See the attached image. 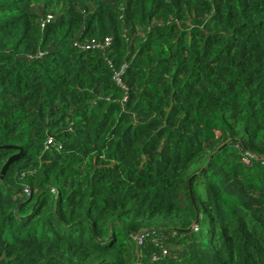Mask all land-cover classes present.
I'll return each mask as SVG.
<instances>
[{"label":"trees","instance_id":"obj_1","mask_svg":"<svg viewBox=\"0 0 264 264\" xmlns=\"http://www.w3.org/2000/svg\"><path fill=\"white\" fill-rule=\"evenodd\" d=\"M0 264H264V0H0Z\"/></svg>","mask_w":264,"mask_h":264},{"label":"water","instance_id":"obj_2","mask_svg":"<svg viewBox=\"0 0 264 264\" xmlns=\"http://www.w3.org/2000/svg\"><path fill=\"white\" fill-rule=\"evenodd\" d=\"M2 147H8V145L6 146H2ZM16 147V146H15ZM20 148V147H19ZM21 149V148H20ZM19 154H15L9 157V159L7 160V163L5 164L2 173L5 171V168L7 167V165L9 164L10 161H12L13 159H15Z\"/></svg>","mask_w":264,"mask_h":264},{"label":"built area","instance_id":"obj_3","mask_svg":"<svg viewBox=\"0 0 264 264\" xmlns=\"http://www.w3.org/2000/svg\"><path fill=\"white\" fill-rule=\"evenodd\" d=\"M106 43H107V44L110 43V39H109V38L106 39ZM119 81H120V79H119ZM122 85H123V84H122ZM123 87L126 89V86H125V85H123ZM245 161H246V162H249L248 159H245Z\"/></svg>","mask_w":264,"mask_h":264}]
</instances>
